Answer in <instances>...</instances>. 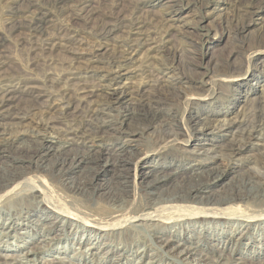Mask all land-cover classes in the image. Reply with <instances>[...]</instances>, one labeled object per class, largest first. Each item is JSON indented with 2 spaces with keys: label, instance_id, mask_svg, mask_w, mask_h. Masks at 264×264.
Here are the masks:
<instances>
[{
  "label": "bare ground",
  "instance_id": "1",
  "mask_svg": "<svg viewBox=\"0 0 264 264\" xmlns=\"http://www.w3.org/2000/svg\"><path fill=\"white\" fill-rule=\"evenodd\" d=\"M97 2H102L104 17L97 23L94 22L86 32L93 39L89 41V48L84 47V39H78L77 28L70 26L75 24L74 21L78 17L90 19L91 14L96 13L97 8L92 6L91 0H45L44 5L30 3L24 10L23 20L18 21L17 26L28 30L38 48L46 51L63 48L69 52L70 62L68 60L60 63L57 69L50 68L39 77L24 70L9 72L7 75L0 73V85L12 83L11 88L0 94V208L5 207L6 202L15 201V206L7 209L6 215L2 217L0 234L7 235L11 231L15 232L18 227L27 226V222L19 213L24 209L32 212L42 204L53 212L56 218L66 217L78 224L83 223V228L87 229L89 236L84 242L91 246L86 253L85 250L82 251L84 260L89 259L87 254H93L92 249L109 253V250L100 246L103 233L124 234L126 229L132 228L131 226H142L151 230L152 234L149 236L153 237L158 248L173 256H179L178 262L182 263L183 260L198 254L197 245L190 237L178 239L170 235L167 233V225L182 227L185 230L186 224L192 228L197 223L208 225L211 222L215 225L245 224V227H250L254 223L264 221V210L255 211L258 213L245 210L249 209L250 205L264 204V149L259 159L252 160L251 165L241 174L235 188L224 194L212 192V188L223 177L229 161L240 156L241 149L247 142L262 139L264 147V92L250 103V107L244 104L247 106L242 105L228 117L209 120L202 116L179 126L162 113L150 108L136 111L131 108L115 128L116 131H128L122 136L126 143L130 142L135 134L148 136L149 140L156 144L157 150L162 146L183 148L181 145L187 142L183 139L186 135L203 137L215 129L224 132L233 128L226 144L211 147L197 145L190 150L197 154V159L212 153L213 158H219L221 163L205 160L203 165L191 164L190 171L185 169V172H165V169L162 171V168L154 165L152 170L142 171L141 174L137 171L146 166L151 156L149 151L131 152L133 156L131 155L130 163L121 158L123 147L113 149L97 140L101 136L99 133L102 125L97 121L99 112L103 109L102 103L110 105L114 101L125 100L129 95L130 104L144 105L147 87L151 90L149 99L162 100L163 96L157 91L164 78H160L158 73L165 68L173 77L177 76L175 74L178 72L174 71L173 64L179 60L172 51L173 54L166 56L170 62H158L159 58L154 56L157 52L164 51V44L167 42V32L163 31L161 22H150L133 13L126 18L118 17L115 16L114 9L118 4L116 5L114 0ZM248 4L249 14L257 12L260 3L252 1ZM64 7L71 12L64 14ZM47 8L64 14L66 26L63 30L49 32L46 29L45 24L50 22L46 17L50 12ZM119 28L124 34L120 37L113 36ZM189 43L192 44L190 41ZM141 53L142 56L138 59L137 55ZM83 54L88 57H85V61H80L79 58ZM179 56L181 58V55ZM99 57H104L103 65H91L93 58ZM153 59H156V62ZM1 62L0 53V64ZM247 72L248 79L254 80L252 71ZM87 75L97 76L99 80L95 82L83 79ZM131 76H136L137 79L127 82ZM184 80L189 82L190 78ZM19 85L33 91L35 100L15 102L14 92ZM101 95L102 100L97 99ZM72 106L73 111H69ZM26 141H29L27 145ZM25 146L26 151L19 154L26 158L27 163L20 166L13 164L15 150L19 147L24 149ZM30 172L34 173L30 175ZM38 172L40 175H37ZM45 176L59 184L68 196H80L86 203L77 205L78 207L73 203L70 206L59 204L48 194L49 184L45 183ZM146 176H149L148 179ZM99 179L102 181L99 182ZM137 191L144 197V204L132 211V198ZM25 196L29 199H22ZM95 197L102 202V208H106L105 210L97 207ZM30 198L39 199L46 204L40 201L38 205H34L35 203L29 201ZM212 214L214 215L209 216ZM51 223L46 221L40 227L48 232L52 228ZM79 227L81 226L77 225L78 230ZM243 234L246 232L241 231L239 237L242 238ZM75 240L81 244L80 240L72 236L71 242ZM175 240L182 243H174ZM213 240L216 242L215 246L221 244V248H216L215 251L218 253L216 260L210 262L208 257L203 255L194 257L193 261L185 264H247L245 261H239L237 256L226 257L223 254V248L230 242L228 237L223 235ZM186 243L189 245L183 247ZM18 247L22 248L20 245ZM37 251H40L38 246H30L19 256L9 257L8 260L6 258L4 264H21L22 259L25 264H37V258L30 257ZM124 251L127 252L126 249ZM133 254L140 259L149 256L147 248L130 255ZM119 255L121 256L112 259L111 264H120L119 261L125 255ZM53 258L63 264V257ZM50 262L53 263L54 260Z\"/></svg>",
  "mask_w": 264,
  "mask_h": 264
},
{
  "label": "rangeland",
  "instance_id": "2",
  "mask_svg": "<svg viewBox=\"0 0 264 264\" xmlns=\"http://www.w3.org/2000/svg\"><path fill=\"white\" fill-rule=\"evenodd\" d=\"M97 1L91 0L92 6L94 5L97 11L95 14H91L92 17L90 19L78 17L76 20L79 21L76 22L75 20V24L72 27L70 26V28H77L76 34L79 37L78 39H84L85 48H89L88 45L91 44H89V41H93L86 33L89 31V27L104 17L102 2ZM111 1L113 0H107V2ZM252 1L260 4L257 12L249 14L248 3ZM114 2L116 5L118 4L114 8L115 16H125L126 18V16L133 13L139 17L141 16V19L146 18L145 20L150 22L153 20H157L158 24L161 22L160 25H163V31L167 32V42L164 44V51L157 52L154 56L156 59L159 58L158 62H163L167 60V55L173 54L172 52L176 53L179 60L177 62L175 61L176 59L174 60L173 67L174 71L178 73L175 74L177 76L173 77L165 68L159 71V77L164 78L157 91L163 96L162 100L149 99L148 95L151 94V90L147 87L145 90V95L147 96L144 97L146 104L144 105L130 104L129 95L125 100L114 101L110 105L102 103L103 109L99 112L97 121L102 125L99 133L101 136L97 140L113 149L123 147L121 148L123 150L121 158L130 163L133 156L131 152L149 151L151 156L146 163L147 167L145 166L137 171V173L141 174L147 172V170H152L154 165L160 169L162 168V171L165 169V172L172 170L185 172L190 171L193 163L203 165L205 160H210L211 163H221L222 161L219 158H213L212 153L202 156L205 158L200 157L201 159H197V154L192 153L190 150L197 145L211 147L226 144L233 128L224 132H219L215 129L203 137L186 135L183 139L187 140V142L181 145L183 148L162 146L159 150H157L153 140L151 141L148 136L141 134H135L132 136L131 141L126 143L122 136L125 133L127 134L128 131H116L115 128L119 125L123 115L131 108L133 111L150 108L152 111L162 113L164 117L169 118L175 124L182 126L195 118H202V116L213 120L234 114L242 105L243 107L247 105L250 107L252 105L250 103L255 101L254 99H257V96L259 98L264 92V2L262 0H114ZM30 3L44 5L45 0H0L1 74L5 75L6 73L7 75L9 72L14 73L20 70L23 72L24 70L39 77L50 68L57 69L60 63L68 60L70 62L68 51L58 47L51 51L41 50L34 44L33 37L29 35L28 30L17 26L18 21L23 20L24 10ZM48 10L50 12L47 13L46 17L50 22L45 24L46 29L49 32L63 30L64 26H66L64 14L71 12V10L64 7V14ZM147 21L145 22L147 23ZM242 27L244 28L242 29ZM123 34V31L119 28L115 30L113 36L120 37ZM179 55H181V58ZM141 56L142 53L137 55V58L140 59ZM85 57L88 56L85 54L81 55L80 61H85ZM156 59H153V61L156 62ZM103 61L104 57L93 58L91 65H103ZM167 61L170 62L169 60ZM138 64L137 62L136 65ZM247 71H252V74L255 75L254 80L248 79ZM178 76L181 78L179 79ZM186 78H190V81L184 80ZM83 79L94 80L95 82L99 80L97 76L88 77V75L83 77ZM135 79H137L136 76H131L127 79V82ZM10 85L12 83L0 85V94L11 88ZM19 86L14 92L15 102H22L28 99L35 100L33 91H29L22 85ZM102 98L103 95L97 99L102 100ZM244 104L247 105L244 106ZM68 110L73 111V106ZM28 142L26 141L25 144L27 145ZM262 145V139L247 142L241 149L240 156L229 161L223 177L212 188V192L214 194H224L235 188L241 174L251 165L252 160L259 159L260 153L264 149ZM25 149L26 146L24 149L19 147L18 150H15L17 154H13L15 158L13 164L20 166L27 163L26 158L19 154L26 151ZM132 172L134 174V171L131 170ZM32 173L34 172L29 174L31 175ZM37 175H40L39 172ZM148 177L146 176V179ZM138 178L141 177L138 176ZM101 179L98 181L101 182ZM146 179L145 181H147ZM45 180V183L49 184L47 185L48 194L53 196L52 199L59 202V204L80 206L86 203L80 196H68L59 184L48 180L46 176ZM22 199H29V197L25 196ZM132 199V207L134 206L132 211H136L143 206L144 197L139 195L138 191L135 192V196ZM29 201L35 203L34 205H38L37 203L41 200L30 198ZM94 201H96L98 208L106 209L102 208V202L96 197ZM14 202H6L4 205L6 208L1 206L0 222L4 214L6 215L7 209L15 206ZM20 202L18 205H20ZM41 203L46 204L43 201ZM245 210L250 213L260 212L264 210V204L261 206L260 204L250 205L249 209L246 208ZM19 215L27 222V226L18 227L15 232L11 231L7 235L0 234V264H4L6 258L8 260L9 257L23 254L33 245L40 248L39 252L37 251L35 255L30 256L31 258H37V261H35L37 264H61L53 256L63 257V264H111L114 257L121 256L119 254L125 255L119 261L120 264H185L193 261L194 257L199 258L203 255L208 257V261L213 262L218 255L215 252L216 248H221V244L215 246L216 242L213 239L223 235L228 237L230 241L223 248V254L226 257L230 255L233 257L237 256L239 261H245L247 264H264V221L257 222L258 224L254 223L250 227H245V224L215 225L211 222L208 225L197 223L192 228L186 224L185 230L182 227H168L167 225V233L178 239L184 236L190 237L197 245L198 254L179 263V256H173L158 248L154 243L153 237L149 236L152 234L151 230L142 226L135 228L131 226L132 228L126 229L127 231L124 234L112 235L111 233H103V238L102 240L100 239V246L109 250V253L105 254L92 249L93 254H87L89 259L84 260L82 251L85 250L84 253H86V250L88 251L91 246L84 242L85 238L89 236L87 229L83 228V223L78 224V222L76 223L66 217L56 218V215L50 212L48 208H44L42 204L37 208L35 207L32 212L24 209ZM46 221L47 223L52 222L50 224L52 228L48 232L40 227ZM134 223L136 224L137 222ZM77 225L81 226L79 230ZM240 230L243 233L246 232L242 238L239 237ZM152 231H154V228ZM72 236L80 240L81 244L79 245L76 240L71 242ZM46 237L49 240H46ZM236 238L238 239L236 240ZM174 243L181 244L182 242L175 240ZM18 245L22 246V248H19ZM188 245L189 243H186L183 247ZM121 248L126 249L127 252L120 250ZM144 248L148 249L149 256L140 259L136 255L134 257V254L130 255ZM117 250H120V252L117 253ZM110 251L113 252L111 253ZM52 260H54L53 263L50 262ZM21 264H25V260L22 259ZM28 264L33 263L28 262Z\"/></svg>",
  "mask_w": 264,
  "mask_h": 264
}]
</instances>
